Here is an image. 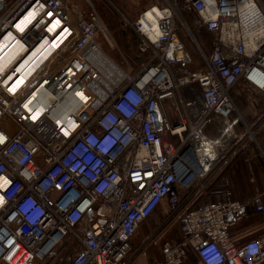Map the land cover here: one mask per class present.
Listing matches in <instances>:
<instances>
[{
    "label": "built area",
    "instance_id": "built-area-1",
    "mask_svg": "<svg viewBox=\"0 0 264 264\" xmlns=\"http://www.w3.org/2000/svg\"><path fill=\"white\" fill-rule=\"evenodd\" d=\"M181 12L212 37L206 57L192 35L205 68L185 69L192 55ZM122 21L138 40L135 70L101 49L97 38L109 31L95 11L60 0H13L0 11V52L13 57L0 70V264H128L133 237L161 203L181 235L151 264L264 263V231L239 243L231 235L249 205L264 215L263 192L239 200L220 188L197 202L249 129L231 98L235 84L264 94V0H152ZM169 97L175 124L163 109ZM258 126L264 141V114Z\"/></svg>",
    "mask_w": 264,
    "mask_h": 264
},
{
    "label": "rangeland",
    "instance_id": "rangeland-1",
    "mask_svg": "<svg viewBox=\"0 0 264 264\" xmlns=\"http://www.w3.org/2000/svg\"><path fill=\"white\" fill-rule=\"evenodd\" d=\"M127 1L76 0L78 2L76 4L87 15L95 11L107 27L109 36L97 38L101 49L122 68L135 70L140 60L137 53L138 40L135 34L125 26L122 16L133 20L147 4H152V0H129L128 3ZM182 16L186 20L189 30L180 26L179 34L192 55V63L186 65L185 69L192 71L205 68V61L201 58L192 35L198 40L206 57L209 56L212 37L203 28H195L185 13H182ZM179 25L180 23H178ZM4 67L6 66L3 65L1 70ZM245 84L243 80L235 84L231 98L249 129L239 141L229 148L231 154L224 157L220 166L212 174L210 184L198 197L197 202L209 199L215 188L229 189L234 198L242 200L257 192L264 193V158L261 157L257 147L259 144L264 150L262 132L258 126L264 114V94L256 93ZM175 106L173 98H166L163 102V109L173 124L179 122L180 119ZM245 124L242 125L238 122L235 125L236 130L240 131L246 128ZM161 220L153 224V220L149 216L140 225L133 237V249L128 264H151L160 260L162 243L167 240L176 241L179 238L180 222L177 220L173 221L174 223H165L164 220ZM152 225L153 229H151ZM245 239L235 240L239 243Z\"/></svg>",
    "mask_w": 264,
    "mask_h": 264
},
{
    "label": "crops",
    "instance_id": "crops-1",
    "mask_svg": "<svg viewBox=\"0 0 264 264\" xmlns=\"http://www.w3.org/2000/svg\"><path fill=\"white\" fill-rule=\"evenodd\" d=\"M13 0H4V5H3V9H5V7L10 3L12 2ZM64 5H66V7L70 8L72 4H78V2H76V0H60ZM129 1V0H128ZM127 1V3H128ZM124 2V1H122ZM76 4V5H77ZM148 5V4H147ZM78 6V5H77ZM80 7V6H79ZM0 10V11H1ZM139 12L136 14L138 15ZM137 17V16H136ZM135 17V18H136ZM31 18V13H28V14H25L23 17L20 18V20H18L16 26L17 28H22L24 25H26L28 23V21L30 20ZM134 18V19H135ZM57 26V22H53L52 25L50 26L51 30L52 29H55V27ZM205 38V37H204ZM48 40L47 39H44L42 40L41 42V46H43L45 43H47ZM54 44V42H50V44L48 45H52ZM14 49V48H13ZM5 50V49H3ZM2 50V51H3ZM18 51H16V54H17ZM40 55H41V52H40ZM15 56V55H13ZM33 54H31L29 56V62L31 61L32 63H35L36 61H40L41 57L38 58V56L36 55L35 57L33 56ZM28 59V58H27ZM39 59V60H38ZM36 60V61H35ZM38 64V62H36ZM246 85V84H245ZM244 85V86H245ZM247 86V85H246ZM236 91V90H235ZM233 91V92H235ZM173 100L175 101L176 103V99L173 98ZM166 112V111H165ZM215 188V187H214ZM221 189H224L221 188ZM231 191V190H230ZM208 194V193H207ZM255 194V193H254ZM210 196V195H209ZM253 195H251L249 198H251ZM211 197V196H210ZM247 198V199H249ZM239 200H242V199H239ZM243 200H246V199H243ZM151 218L153 220V224L158 222V220L160 221L161 219L166 220V216H167V208L166 206L164 205V203H161L160 205H158L154 210L153 212L151 213ZM161 220V221H162ZM172 221V222H171ZM169 221L170 223H174L173 221H177V220H171ZM153 229V225H152V228ZM262 231H264V215H261V213L257 212L255 210V208L252 206V205H249L248 206V216L240 223L234 225L232 228H231V235L234 239H243V238H246L245 240L247 239H250V238H254V237H257ZM180 235H181V224H180ZM180 235H179V238H180ZM179 238L176 240L178 241ZM169 241H174V240H169ZM264 264V263H262Z\"/></svg>",
    "mask_w": 264,
    "mask_h": 264
},
{
    "label": "bare ground",
    "instance_id": "bare-ground-1",
    "mask_svg": "<svg viewBox=\"0 0 264 264\" xmlns=\"http://www.w3.org/2000/svg\"><path fill=\"white\" fill-rule=\"evenodd\" d=\"M252 5L250 6V4H246V5H242L240 6V14L242 15V19H244L245 21H243V30L245 33H247V35L250 37V39L247 41V51L249 52L251 47L253 46V41H252V36H253V30L251 28V23L252 21H247L245 19V16H247L248 14H251L252 13ZM236 33V23L233 22V21H230L228 23H226L223 27V30H222V36H223V39L227 42V43H231L232 40H233V36L235 35ZM43 51H45V49H43ZM12 49L8 50L7 52H5V50L1 51L0 52V70H1V67L4 65V66H7L9 65L13 60V57H12ZM11 54V55H10ZM41 55L39 53L38 55V58H40ZM43 58V55L41 57V59ZM40 59V60H41ZM39 60V59H38ZM26 61L29 62V57L28 59H26ZM36 61V60H35ZM36 62H40V61H36ZM32 63L31 61L29 62L30 65H29V68L24 70V72L21 73V76L19 78H17L15 80V85H18L20 82H22L24 76H26L30 71L31 69H33V67H35L37 65V63ZM25 63L23 62L19 68H21Z\"/></svg>",
    "mask_w": 264,
    "mask_h": 264
},
{
    "label": "trees",
    "instance_id": "trees-1",
    "mask_svg": "<svg viewBox=\"0 0 264 264\" xmlns=\"http://www.w3.org/2000/svg\"><path fill=\"white\" fill-rule=\"evenodd\" d=\"M220 188H215V189H213L212 190V192L211 193H213L215 190H219ZM190 259H191V261L193 262V263H195L196 262V259H195V257L194 256H191L190 257Z\"/></svg>",
    "mask_w": 264,
    "mask_h": 264
},
{
    "label": "water",
    "instance_id": "water-1",
    "mask_svg": "<svg viewBox=\"0 0 264 264\" xmlns=\"http://www.w3.org/2000/svg\"><path fill=\"white\" fill-rule=\"evenodd\" d=\"M4 0H0V10L3 8Z\"/></svg>",
    "mask_w": 264,
    "mask_h": 264
}]
</instances>
